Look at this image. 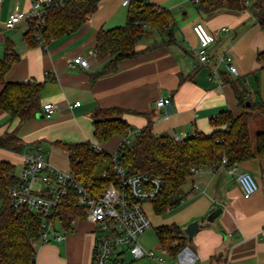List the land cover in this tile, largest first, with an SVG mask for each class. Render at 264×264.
<instances>
[{"label": "crops", "instance_id": "crops-1", "mask_svg": "<svg viewBox=\"0 0 264 264\" xmlns=\"http://www.w3.org/2000/svg\"><path fill=\"white\" fill-rule=\"evenodd\" d=\"M35 1L0 0V60L7 41L20 56L6 81L44 85L35 118L20 125L19 120L0 111V137L16 132L21 140L18 151L0 148V163L12 164L16 176L25 166L26 154L42 155L55 168L70 171L69 155L56 142L91 141L114 155L122 143L119 136L105 144L94 139L92 114L99 108L127 110L123 118L131 126V144L135 134L148 125L155 134L175 140H185L196 133L211 135V119L226 111L234 116L246 111L239 105L231 81L241 80L253 102H264V29L250 9L222 8L206 14L198 9L195 0H149L171 11L175 19L174 27L169 29L172 36L153 32L137 44L136 57L118 64L117 72L94 78L106 61L94 54L97 34L101 29L126 25L128 7L123 6L124 0H100L98 10L78 32L30 47L25 41L27 21L14 29H6L4 23L17 9L28 12ZM197 23H203L215 39L208 51L207 65H200L197 57ZM225 28L228 31H223ZM169 37L172 42L166 43ZM77 56L87 59L90 67L71 68L70 63ZM224 56L232 58L236 74L222 61ZM216 69L218 78L211 80ZM2 90L0 85V94ZM164 97L171 98L172 112L157 108V101ZM46 104L56 107L51 117L44 114ZM251 127L252 123L250 133ZM255 128L251 133L253 142L257 133L264 131V117ZM238 172L252 174L259 185L248 199L244 198L236 175L221 167L203 168L193 174L183 188L181 205L164 215L155 214L153 206L146 204L152 228L142 236V246L156 251L151 247L156 241V252L163 254L157 227L177 224L184 231L198 221V230L192 239L188 238L195 264H264V156L239 165ZM2 205L0 201V211ZM218 210L221 213L209 221V216ZM61 234V241L38 245L37 264H94L97 234L91 222L77 220L71 230L63 229ZM131 264L159 263L144 258Z\"/></svg>", "mask_w": 264, "mask_h": 264}, {"label": "trees", "instance_id": "trees-1", "mask_svg": "<svg viewBox=\"0 0 264 264\" xmlns=\"http://www.w3.org/2000/svg\"><path fill=\"white\" fill-rule=\"evenodd\" d=\"M196 0L198 9L206 14L225 8L233 11L252 10L264 29V0ZM100 0H77L63 7H51L46 16V25L38 30L29 22L25 41L28 46H38L36 40L42 35L45 43L78 32L98 10ZM175 25L171 11L149 0H133L128 6L125 26L110 30L101 29L96 38L95 51L100 60L106 59L101 71L93 77L117 72L118 64L139 54L137 44L149 38L153 32L168 33ZM168 38L166 43H171ZM14 46L7 41L4 58L0 60V111L17 119L20 125L36 117L38 101L44 85L41 83H8L6 75L19 60ZM220 78L225 81L223 73ZM239 105L246 111L234 116L226 111L211 119L214 129L211 135L196 133L185 140L177 141L168 135H157L148 125L135 134L134 142L127 143L131 126L124 120L127 110L99 108L92 114L94 139L99 144L110 142L119 136L122 143L117 152L118 162L129 175L150 173L162 179L164 186L159 198L153 202L157 215L177 208L184 199L183 188L193 176L192 168L219 169L223 159L226 168L239 166L257 157L264 156V131L257 133L253 142L250 123L258 115L264 116V102H253L241 80L231 81ZM247 103L250 105L248 106ZM69 155L70 171L81 183L91 186L95 194L107 187L113 177V155L106 150L94 148L91 141L82 143L56 142ZM0 148L18 151L21 140L16 132L0 137ZM107 174L106 176L104 174ZM15 167L0 163V264H37V247L42 244L43 222L28 210L18 211L8 194L10 186L17 184ZM56 219L64 230H71L77 220L86 219L85 208L78 204L75 191L60 205ZM160 250L170 259L188 246L189 239L177 224L162 225L155 229Z\"/></svg>", "mask_w": 264, "mask_h": 264}, {"label": "built area", "instance_id": "built-area-1", "mask_svg": "<svg viewBox=\"0 0 264 264\" xmlns=\"http://www.w3.org/2000/svg\"><path fill=\"white\" fill-rule=\"evenodd\" d=\"M75 1L77 0H36L28 12L17 9L4 23V27L14 29L23 21L28 23L33 21L38 30H43L48 9L53 6L63 7L66 3ZM132 2L133 0H124L123 6L128 7ZM223 31L226 32L228 29L225 28ZM194 32L199 42L197 51L199 64L207 65L210 62L208 51L215 39L203 23H197ZM36 40L42 43V35H38ZM94 54L96 56V51ZM222 61L228 65L231 73H237V68L231 64L230 56H224ZM77 65L83 68L90 67L89 61L82 56L75 57L70 63L71 68ZM217 78L216 69L210 79ZM170 103L171 98L164 97L157 101L156 106L165 109ZM55 112L56 107L53 104L44 106L46 117H51ZM126 142L129 143L128 139ZM227 162L228 160L224 158L222 167L230 175H236L244 198H250L259 189L255 177L247 172H238L237 165L226 168ZM24 165L22 172L16 176L17 184L9 187L8 194L16 210H28L42 219V244L64 239L57 230L56 224L59 222L56 213L71 192L75 191L78 195V204L85 208V220L95 226L97 240L94 246V264H128L125 259L126 253L134 260L150 258L159 264H195L196 256L188 246L175 259H170L164 254L144 248L141 244L142 236L152 228V222L144 207L155 202L163 191L164 183L159 177L150 173L129 175L118 162L117 154H114L112 180L99 194H95L91 186L79 182L71 171L55 168L42 155L26 154ZM201 170L192 168L191 173L197 174Z\"/></svg>", "mask_w": 264, "mask_h": 264}, {"label": "rangeland", "instance_id": "rangeland-1", "mask_svg": "<svg viewBox=\"0 0 264 264\" xmlns=\"http://www.w3.org/2000/svg\"><path fill=\"white\" fill-rule=\"evenodd\" d=\"M263 117H264V116L258 115V116H256V117L251 121V123H252L251 133H252V134L254 133V131H256L255 126H257L258 124H260V118H263ZM133 142H134V140H133ZM112 146L115 147L114 145H112ZM109 149H110V148H109ZM56 226H57V230H58V231L63 232V229H62V227L60 226L59 223H57ZM151 247H152V249H155L156 251H158V244H157L156 241L153 242V244H152ZM125 259H126V262H127L128 264H131V262L134 261L133 257H132L129 253H126V254H125Z\"/></svg>", "mask_w": 264, "mask_h": 264}, {"label": "water", "instance_id": "water-1", "mask_svg": "<svg viewBox=\"0 0 264 264\" xmlns=\"http://www.w3.org/2000/svg\"><path fill=\"white\" fill-rule=\"evenodd\" d=\"M247 105L249 106L250 104L247 103ZM166 110L172 112V107L171 106H167L166 107ZM221 213V210H218L217 212H214V214L212 216H209L208 220L209 221H212L213 218H215L216 216H218L219 214ZM199 228V222L198 221H195V222H192L191 224H189L187 226V228L184 230L185 231V234L187 235V237L189 239H192L195 232L198 230Z\"/></svg>", "mask_w": 264, "mask_h": 264}]
</instances>
